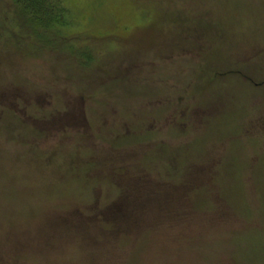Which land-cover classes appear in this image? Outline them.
Segmentation results:
<instances>
[{"label":"rangeland","instance_id":"obj_1","mask_svg":"<svg viewBox=\"0 0 264 264\" xmlns=\"http://www.w3.org/2000/svg\"><path fill=\"white\" fill-rule=\"evenodd\" d=\"M62 2L0 0V264H264V0Z\"/></svg>","mask_w":264,"mask_h":264},{"label":"trees","instance_id":"obj_2","mask_svg":"<svg viewBox=\"0 0 264 264\" xmlns=\"http://www.w3.org/2000/svg\"><path fill=\"white\" fill-rule=\"evenodd\" d=\"M12 3L20 25L30 29L40 40L45 39L44 32L62 25L67 13L62 0H12Z\"/></svg>","mask_w":264,"mask_h":264}]
</instances>
